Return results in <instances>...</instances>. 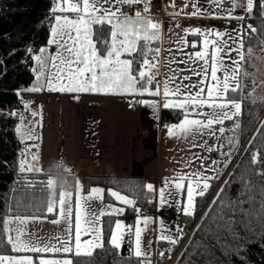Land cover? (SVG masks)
Returning <instances> with one entry per match:
<instances>
[{"label": "snow or ice", "instance_id": "obj_1", "mask_svg": "<svg viewBox=\"0 0 264 264\" xmlns=\"http://www.w3.org/2000/svg\"><path fill=\"white\" fill-rule=\"evenodd\" d=\"M142 2L145 6L142 10H137L134 16L121 10L123 5L132 6ZM206 3L213 11L204 8L197 0L190 15L227 17L244 21V15H234L235 8H244L249 15L254 8L253 0H206ZM225 5L229 6L225 7ZM260 8L261 15H264V3ZM52 11L65 14L55 15L51 28L52 39L49 43L54 44L57 50L54 55L47 56V50L41 48L40 55L33 57L37 63V68L34 69L36 82L27 89L28 92H40L46 88L48 91L70 93L91 92L133 97L162 96L163 109L177 111L180 117L178 123L167 127L169 137H183L186 140L191 137L194 141L197 135L202 137L205 131L211 136H216L217 130L214 126L219 125L218 132L221 136L225 132L233 134L227 137V143L233 146L238 143L236 132L241 126L239 117L243 103L245 101L252 104L264 103V96L256 95V88L264 87V84L257 85L253 80L252 89L247 94L244 91L245 80L249 78L244 63L246 56L250 61L254 55V48L249 46L246 49L245 44L250 43L253 35L257 34V29L251 25L245 27L241 24L239 29L232 30L235 35L214 28L182 29L184 35L170 30L176 37L177 51H182L181 45L188 46L186 39L188 34L201 37V51L188 54L187 61L183 59L176 61L175 57L169 61V64L188 61L195 64L190 71L200 79L185 85L183 81L190 80L191 77L184 76L177 82V73L181 71L180 69H170L162 82L157 80V76L160 75L158 64L161 48L153 45L163 42L162 26L148 15L149 6L146 0H55ZM67 13L73 15H66ZM171 15L176 17L179 13L173 12ZM176 27L179 28V24ZM256 39L257 46L264 47V40H260L259 36ZM168 42H172L171 37ZM191 47L195 49L197 44L193 42ZM168 51L171 52L172 49ZM232 53H235V56ZM225 56L231 60V63L225 62ZM134 102L146 105L154 112L161 106L158 101L143 99L129 103L131 105ZM25 108H28L27 104ZM31 115L36 117L38 113L33 110ZM23 119L24 116L21 114V127H18L17 131L22 138L30 140L35 133V124L25 129L22 124ZM226 121L232 122L231 127L225 128ZM36 139L39 137L37 136ZM205 144L207 145V142ZM35 146L38 149V145ZM207 149L209 152L215 150L211 145H207ZM221 155L230 157L231 153H221ZM22 156L24 158L19 165L22 174L27 172L45 177L39 181L27 180L25 183V187L31 190L26 193V198L39 202L43 205V209L37 208L33 211L32 217H27L20 215L18 211L15 216L11 215L10 208L9 215L0 217V249H3L0 251V264H34L32 256L7 255L5 254L7 250L12 253L53 254L51 258L39 257L38 264H74V261L75 264H83V261L76 258L93 257L97 249L105 248V243L115 250L127 244L129 257L126 259V264H150L152 241L145 242L144 234L153 220L142 215L141 208L137 206L138 202L153 204L154 200H158L157 210L165 206L172 207L184 216L191 217L196 211L197 197H204L212 186L211 182L218 178V176L205 175L201 171H194L165 177L163 186L158 190L151 183L130 186L125 190L128 194H122V190L110 189L107 193L109 199L132 208L136 213L134 225H127L120 219H115L125 214V207H117L112 203L105 204L104 189L92 187L87 194H82L85 187L77 179L73 205V192L58 189L53 174L43 172L38 166L40 162L38 150L33 153L29 148L22 153ZM28 156L31 158L30 161L27 159ZM228 162V159L223 161L225 167ZM251 163H264V161H261L258 152H253ZM63 170L68 174L69 179L74 175L71 168L64 167ZM213 170L215 171V168ZM261 174H264V170ZM253 187L250 182L245 183V194L251 192ZM223 192L224 189H221V193L213 203L221 208L224 216L231 217L240 211L245 201L237 198L235 201H225L220 205ZM93 202H99L100 207H93ZM32 206V203L24 205L25 211ZM19 207L20 205L17 204V210ZM45 213H55L59 217L52 223L66 224V235L58 234L42 245L38 239H35L34 233L28 232L27 225L29 220L35 221ZM232 223L231 218L225 221V227L229 231H233ZM106 232L109 234L107 241ZM173 232L177 235H172ZM182 234V227L172 228L171 225H166L160 220L159 241L175 245L182 238ZM85 236L89 238L82 239ZM52 240L56 243H52ZM57 253L71 255L57 257L55 255ZM160 255L163 256L164 253L161 252Z\"/></svg>", "mask_w": 264, "mask_h": 264}, {"label": "trees", "instance_id": "obj_2", "mask_svg": "<svg viewBox=\"0 0 264 264\" xmlns=\"http://www.w3.org/2000/svg\"><path fill=\"white\" fill-rule=\"evenodd\" d=\"M253 3V12L243 24L245 27L251 25L257 29V34L253 35L250 43L245 44L246 49L249 46L254 48L253 58L248 61L246 56L244 63V69L249 73V78L245 80V94L252 89L253 80L257 85L264 84V71L261 73L257 68L263 61L264 47H258L256 39L259 36L260 40H264V35H260L264 33V15H261L260 8L264 0H253ZM54 6L55 0H0V217L9 215L10 208L11 215L15 216L18 211L20 215L27 217H32L35 209H43V205L39 202L26 198V193L31 191L25 187L26 181H39L45 177L27 172L22 174L19 171L22 151L30 142H21L16 128L21 114L24 118L32 117L24 110L19 94L32 93L27 89L36 82L34 68H37V63L33 57L40 55L41 48L46 49V55L50 56L46 44L54 17L65 15L53 13ZM153 46L159 47V43ZM256 95L264 96V87H257ZM146 97L152 96H130V98ZM160 117L161 122L167 124L178 123L180 119L177 111L166 109H162ZM239 122L241 126L236 132L237 144L233 146L227 143V137L233 135L231 132H225L223 135L226 154L231 153L230 157L224 158L229 160L227 167L223 163L222 169L215 174L218 178L211 182L212 186L205 196L197 197L194 215L191 217L180 215L178 218L176 226L183 228L182 238L178 243L175 245L166 241L157 243V257L154 264H264V219L261 218L264 217V208H262L264 174H261L264 163H251L253 152H258L261 161H264V103L252 104L245 101ZM231 125V121H226L224 126L229 128ZM57 166L51 167L45 173L53 174ZM59 167L64 168V165L61 164ZM77 179L84 185L85 194L92 187H102L104 200L107 202L113 201L107 195L110 189L122 190V194H128L125 190L130 186L146 185L142 179L78 178L74 174L71 177L73 194ZM249 182L254 187L251 192L245 194L244 184ZM221 189H224V192L223 199L219 201L220 205L225 201H235L237 198L245 201L240 211L231 217L224 216L221 208L213 203L217 200ZM30 203L33 205L32 208L25 211L24 205ZM17 204L20 205L18 210ZM137 206H146L149 212L153 213L155 201L153 204L138 202ZM56 216L55 213H45L39 218L50 221ZM229 218L233 221L231 226L233 231L225 227V221ZM108 235L106 232V241ZM161 252L164 253L163 256L160 255ZM5 254L32 256L34 264H38V258L41 256H53L51 253H12L10 250L5 251ZM55 255L63 257L71 254ZM128 257L127 244L115 250L105 243V248L97 249L93 257L76 259L83 261V264H89V260L91 264H126Z\"/></svg>", "mask_w": 264, "mask_h": 264}, {"label": "crops", "instance_id": "obj_3", "mask_svg": "<svg viewBox=\"0 0 264 264\" xmlns=\"http://www.w3.org/2000/svg\"><path fill=\"white\" fill-rule=\"evenodd\" d=\"M146 2L149 6L148 15L154 22H158L162 26L163 42L159 43L161 51L158 64L160 75L157 76V80L161 82L170 69L181 70L177 73V82L184 76L191 77L190 80L183 81L185 85L200 79L199 76L193 75L190 71L192 67H195V64L191 61L171 64H169V61L173 57H175L176 61L181 59L187 61L188 54L201 51V37L188 34L186 37L188 46L183 47L181 45L182 51H177L176 37L173 31L170 30H174L175 33H180V35H184L181 31L182 29L197 27L232 32L234 29H239L241 24L246 22L249 15L244 8L237 7L234 10V15H244V21L227 17H195L190 14L194 11L193 4L197 0H146ZM140 4L143 6V2ZM199 4H202L210 12L213 11L206 3V0H199ZM127 6L123 5L121 10L125 12ZM228 6L225 5V7ZM216 11H219V9H216ZM173 12L179 13V15L173 17L171 15ZM177 24H179V28L176 27ZM232 34L235 35L234 32ZM169 37L172 38L171 43L168 42ZM193 42L197 44L195 49L191 47ZM168 49H172V51L170 52ZM209 52H211V49H209ZM232 55L235 56V53H232ZM224 59L226 63H231L227 56ZM34 93H40L44 98L47 97V99L53 101L65 100L67 105H69V110L72 113V121L69 126L71 131L70 149L66 144V158L64 160L61 158V164L64 167L71 168L78 178L142 179L145 184L151 183L158 190L163 186L165 177L194 171H201L205 175L215 176L223 167L225 156L221 155V153L226 154V149H223V147L221 149L220 147L225 144L223 136L218 132V125L214 126L217 130L216 136H211L205 131L202 137L197 135L194 141L191 137L187 140L183 137H169L167 129L164 128L167 123H162L160 117L163 109L162 96L130 98L128 95H103L91 92L70 95H56L52 92L43 91ZM141 99L158 101L161 106L154 112L153 109L146 105L139 103L137 106H131L129 103L130 101ZM58 111L57 114L55 113L57 116L54 117L57 119L58 124L61 125L63 118L58 116L61 109ZM52 113L50 112V114ZM44 115L40 119L43 121L50 120V118H45ZM34 118L36 119L37 116ZM26 119L30 120L32 117ZM55 127L59 128V130L61 128L59 125ZM65 129L67 130V128ZM205 142H207V145L213 146L215 150L209 152ZM33 144L34 148L31 152L39 151V164L44 172L47 168L50 169L53 166H57L55 164L56 160L52 158L58 157L59 143L57 136L48 137L47 134H40L39 139H36ZM193 144L196 146L194 147ZM35 145H38V149ZM213 161H215V165H213ZM202 164L203 167H201ZM213 168H215V171ZM154 201L155 210L149 216L152 218L153 223L144 234L145 242L148 240L152 241V264H154L157 257L160 220H163L166 225H171L172 228H175L178 218L183 215L175 208L167 206L157 210L159 207L158 200ZM104 203L125 207V214L115 219H120L127 225H134L136 213L132 208L121 205L115 200L111 202L104 200ZM172 235H176V232H173Z\"/></svg>", "mask_w": 264, "mask_h": 264}, {"label": "rangeland", "instance_id": "obj_4", "mask_svg": "<svg viewBox=\"0 0 264 264\" xmlns=\"http://www.w3.org/2000/svg\"><path fill=\"white\" fill-rule=\"evenodd\" d=\"M145 6V4L143 3V7ZM55 7V6H54ZM54 23V22H53ZM52 28V27H51ZM52 39V34L50 31V35H49V39L48 42L46 44V48L49 50L50 52V56L54 55L56 53V46L54 44H50L49 41ZM263 61L260 62V65H258V70L261 71V73L264 71V58L262 59ZM36 69V68H34ZM259 72V71H258ZM36 74V72H35ZM196 80H194L193 82H195ZM43 92H52L55 93L56 95H65V94H80V93H70V92H59V91H48L46 88L42 90ZM86 93V92H83ZM21 101H22V105L23 108L26 112L31 113V111L34 110V108L37 110V118L30 119L27 120L26 118L23 119L22 124L23 127L29 128L32 127L33 124H35V133L33 135L32 139H24L22 138L21 134L18 133L17 128L21 127V120L19 122V124L17 125L16 128V133L18 136V139L21 142H25V141H30V143H28L22 153H25L27 149H31V151L34 148V144L36 142V137L40 136V134H47L48 137H55L57 136V140L59 143V152H58V157H52L53 160L55 161V164H61V158L64 160L66 157V144L68 145L69 149H70V134L71 131L69 130V126L70 123L72 121V113L69 110V105H67V102L65 100H50L47 99V97L44 98V96H42V94L40 93H28V94H19ZM25 104L28 105V108H25ZM61 109V112L59 113L58 116H61L63 118V122L60 124H58L57 119H55V117L57 116L56 114L59 112L58 110ZM35 110V111H36ZM51 110V111H50ZM50 112H53L52 114H50ZM56 113V114H55ZM43 114H45V118H50V120H42L40 119V117H43ZM55 116V117H54ZM54 118V119H53ZM60 126V130L59 128L57 129L55 126ZM167 126L171 125L166 124ZM67 128V130L65 129ZM61 136V137H60ZM68 137V139H67ZM67 139V141H66ZM226 149L225 145L223 146V149ZM222 149V147H221ZM70 155V154H69ZM24 157L22 156L21 159H23ZM55 158V159H54ZM27 159L30 161V156L27 157ZM38 166L41 167V165L39 164ZM42 168V167H41ZM49 168L45 169V172L48 171ZM44 172V171H43ZM98 187V186H97ZM100 188V187H99ZM102 188V187H101ZM103 189V188H102ZM85 194V193H82ZM75 203V193L73 195V205ZM93 207L95 208H99L100 207V203L99 202H93ZM59 217L56 216L55 219H58ZM74 214H73V222H74ZM53 220H44V219H36L35 221L29 220V223L27 225V229L28 232L34 233L35 234V239H38L40 244H44L46 241H49L51 238L56 237L58 234L61 235H66L65 233V228H66V224L61 222L60 224H55L52 223ZM86 237V236H85ZM85 237H82V239H85ZM28 237H25V239H27ZM42 238V239H41ZM89 237H87L86 239H88ZM85 239V240H86ZM187 239H185L186 241ZM184 241V242H185ZM52 243H56L55 240L51 241ZM150 264H152V260H150Z\"/></svg>", "mask_w": 264, "mask_h": 264}, {"label": "clouds", "instance_id": "obj_5", "mask_svg": "<svg viewBox=\"0 0 264 264\" xmlns=\"http://www.w3.org/2000/svg\"><path fill=\"white\" fill-rule=\"evenodd\" d=\"M63 167H57L53 171V176L57 181L58 189L71 191L72 189V181L68 178L67 174L64 172Z\"/></svg>", "mask_w": 264, "mask_h": 264}, {"label": "built area", "instance_id": "obj_6", "mask_svg": "<svg viewBox=\"0 0 264 264\" xmlns=\"http://www.w3.org/2000/svg\"><path fill=\"white\" fill-rule=\"evenodd\" d=\"M143 9V6L141 4H137V5H132V6H127L126 7V10H125V13L129 14V15H132L134 16L135 12L137 10H142ZM133 101H138V100H133ZM139 103L138 102H134L131 104V106H137ZM167 125L164 127L165 129H167ZM141 208V213L143 216H150V212H149V209L146 207V206H140Z\"/></svg>", "mask_w": 264, "mask_h": 264}]
</instances>
